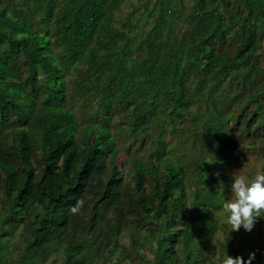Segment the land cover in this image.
<instances>
[{"label":"trees","instance_id":"obj_1","mask_svg":"<svg viewBox=\"0 0 264 264\" xmlns=\"http://www.w3.org/2000/svg\"><path fill=\"white\" fill-rule=\"evenodd\" d=\"M236 171H264V0H0V264H264Z\"/></svg>","mask_w":264,"mask_h":264},{"label":"clouds","instance_id":"obj_2","mask_svg":"<svg viewBox=\"0 0 264 264\" xmlns=\"http://www.w3.org/2000/svg\"><path fill=\"white\" fill-rule=\"evenodd\" d=\"M230 190V198L222 205L227 213L226 224L230 226L231 232L241 228L251 232L258 219L264 218V171H259L252 177L241 174L240 171L234 172ZM83 204V199L77 200L70 212L79 213ZM254 259L255 252L249 253L247 260L243 256L232 257L226 253L220 264H252Z\"/></svg>","mask_w":264,"mask_h":264},{"label":"water","instance_id":"obj_3","mask_svg":"<svg viewBox=\"0 0 264 264\" xmlns=\"http://www.w3.org/2000/svg\"><path fill=\"white\" fill-rule=\"evenodd\" d=\"M118 0H104V10L106 13H109L113 7V5L117 2Z\"/></svg>","mask_w":264,"mask_h":264}]
</instances>
